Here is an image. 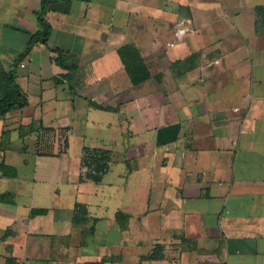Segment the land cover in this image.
Returning <instances> with one entry per match:
<instances>
[{
  "label": "crops",
  "instance_id": "crops-1",
  "mask_svg": "<svg viewBox=\"0 0 264 264\" xmlns=\"http://www.w3.org/2000/svg\"><path fill=\"white\" fill-rule=\"evenodd\" d=\"M42 1L0 0V69L29 103L0 119L17 173L0 172V264H264V0H59L20 59ZM125 45L149 69L139 86ZM84 149L110 154L98 183Z\"/></svg>",
  "mask_w": 264,
  "mask_h": 264
},
{
  "label": "trees",
  "instance_id": "trees-1",
  "mask_svg": "<svg viewBox=\"0 0 264 264\" xmlns=\"http://www.w3.org/2000/svg\"><path fill=\"white\" fill-rule=\"evenodd\" d=\"M57 1L59 0L42 1V10L39 14V21L42 26V31L31 36L20 59L26 57L36 45H47L51 35L52 27L46 20L45 15L48 7ZM55 52L59 54L58 58L55 59V62H61V64H63L62 62L65 61L64 57L67 55V53L57 49ZM118 54L134 86H139L150 79L151 75L145 60L135 46L125 45L119 49ZM15 65H17V63H15ZM65 68L69 70L70 73H73V69H75L73 66H67ZM28 104L29 103L26 96L22 94L21 88L16 82L13 70L7 72L3 69H0V119L5 118L7 113L13 110L25 108L28 106ZM94 105L97 108L108 110V108H104L98 104L94 103ZM179 128V126H173L161 129L158 133V143H168V139L165 140V138L169 132H173V137L168 141H174L177 138ZM110 163L111 158L108 151L100 149L83 150L82 167L84 170H86L84 171L86 178L92 179L97 183L100 182L103 176L109 170ZM0 172H3L4 175L11 177H15L17 174L14 168H9L4 164H0ZM77 209V214H83L85 211L82 205H77Z\"/></svg>",
  "mask_w": 264,
  "mask_h": 264
},
{
  "label": "rangeland",
  "instance_id": "rangeland-1",
  "mask_svg": "<svg viewBox=\"0 0 264 264\" xmlns=\"http://www.w3.org/2000/svg\"><path fill=\"white\" fill-rule=\"evenodd\" d=\"M68 139H69V149H68V155L65 158L67 161H63L61 164L62 171L65 172L66 174H72L75 170L78 168V161H79V155L81 152L80 145L79 143L75 140H73V132L68 134Z\"/></svg>",
  "mask_w": 264,
  "mask_h": 264
},
{
  "label": "built area",
  "instance_id": "built-area-1",
  "mask_svg": "<svg viewBox=\"0 0 264 264\" xmlns=\"http://www.w3.org/2000/svg\"><path fill=\"white\" fill-rule=\"evenodd\" d=\"M192 32V27H191V21L189 20H182L178 23L176 29H175V42L169 43L168 47L173 48L176 47L177 44L183 41V39L190 33ZM216 63H219L216 61ZM24 67V64L21 65ZM86 171V170H85Z\"/></svg>",
  "mask_w": 264,
  "mask_h": 264
}]
</instances>
